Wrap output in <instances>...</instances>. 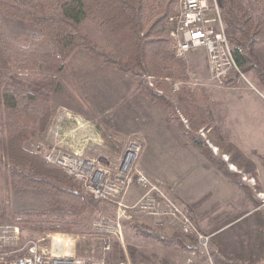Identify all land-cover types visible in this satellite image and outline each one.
<instances>
[{
    "label": "trees",
    "instance_id": "1",
    "mask_svg": "<svg viewBox=\"0 0 264 264\" xmlns=\"http://www.w3.org/2000/svg\"><path fill=\"white\" fill-rule=\"evenodd\" d=\"M179 1L0 0V74L20 81L43 73L51 77L42 86L45 93L0 78L4 157L0 163L7 187L4 200L0 184V220L39 231H77L88 210L97 208L98 200L80 181L26 144L50 127L55 111L49 93L58 83L57 74L78 48L134 78V88L160 102L167 121L178 123L186 142L196 145L208 159L220 167L226 163L196 133L198 128L211 129V142L230 154V160L241 169L243 162L249 163L242 149L221 134L208 87L189 83L192 77L187 60L176 53L172 31ZM258 2V10L248 0H219V7L241 72L254 70L264 80V0ZM238 78L240 73L235 71L225 82L234 83ZM173 81L181 84L174 89ZM183 118L188 119L186 123ZM245 166L249 173L256 170L253 162ZM126 223L141 235L187 251L196 246L193 238L178 230L164 233L156 221L151 225L135 216ZM112 248L114 258H125L119 241L114 240ZM128 249L134 250L132 246ZM249 261L264 262V240L251 249Z\"/></svg>",
    "mask_w": 264,
    "mask_h": 264
},
{
    "label": "rangeland",
    "instance_id": "2",
    "mask_svg": "<svg viewBox=\"0 0 264 264\" xmlns=\"http://www.w3.org/2000/svg\"><path fill=\"white\" fill-rule=\"evenodd\" d=\"M181 1H179L178 11ZM216 1L219 5V0ZM209 2L213 4L214 0H209ZM248 2L255 10L259 9L258 0H248ZM209 14L213 15L214 11L210 10ZM261 51L264 56V46H262ZM179 57L187 60L192 77L189 82L191 85H205L208 87L210 95L214 89H217L218 93L225 91L232 93L226 100L227 107H229L226 113L231 112V119L228 122L231 127L227 128L230 129L233 140L236 138V141L242 143L246 149L225 139L241 148L246 159L249 160V163L243 162L244 167L241 169L234 161L230 160V154L221 152L219 146L211 142L209 136L211 129H197L196 133L206 139L214 153L221 156L226 162L221 165L222 168L218 166L239 187L231 192L233 199L238 203L236 207L234 208V204L224 205L222 201L215 204L213 206L214 211L211 210L213 211V219L209 220L211 228L204 230L208 233H214L212 249L215 262L216 264H264L263 261H249L251 249L258 242L264 240L262 239L264 238V80L252 70L244 73V76L238 78L234 83L226 84L225 82L224 85H219L210 79L209 60L204 48L194 49ZM57 75L58 83L54 86V90L49 93L55 115L63 113V111L65 114H70V118L66 120L64 127H59V129L70 133L63 136L66 147L80 150L85 157L106 161L111 167H114L123 154L128 138L133 134L140 135L144 148L146 140L140 132L130 131L124 135V129L172 127L171 129L182 133L178 123L166 121L164 126L156 122L155 104H148L146 91L134 88L136 83L134 78L93 56L86 49L78 48L68 60L65 69ZM0 78L20 83L27 88L43 93L47 92V89H42V86L51 81V77L46 73L36 75L29 81H20L3 74H0ZM175 83L181 84L180 81H173V86ZM211 101L218 119L220 118L222 122L224 119L225 123L227 117H222V113L220 114L218 109V105H221L220 101L215 100L213 96ZM156 102L163 108L160 102ZM184 122L186 123V121ZM53 125L54 118L45 132L38 134L26 143L27 147L38 151V143L53 146L58 140V136H55L52 130ZM219 130L221 132L220 127ZM233 130L236 132L233 133ZM221 134L223 135L222 132ZM166 135L173 139H169L167 136L160 137L159 140L163 142L161 146H173L174 142L176 143V136L171 132H167ZM161 146L156 148L149 144L147 151L153 152L154 156L157 153L161 163L155 165V171L161 170L166 176L169 164L165 162L166 149ZM40 154L43 156L42 152ZM0 158L4 160L1 128ZM251 162L254 163L256 169L253 174L247 172L249 166H245L246 164L250 165ZM228 167L232 169V172H229ZM4 170L3 163H0V184L3 198L6 200L7 187ZM152 180L164 186L163 181ZM209 197H212L211 192L205 193L200 202L203 203L202 201H206ZM96 207L91 211L88 210L84 224L77 231H39L30 225H23L9 219L0 220V224L9 223L20 226V238L13 243L12 247L20 248L19 253L22 254L28 252L29 246L33 242H36L40 248L48 244L50 250L51 240L41 239L46 237L48 233H64L80 237L74 245L75 256L80 260L89 258L92 261L105 260L106 264H119L125 259L131 261L132 264H188L189 250L186 252L177 244H166L152 237L141 235L132 230L126 223L128 220L123 222L122 239L115 240L119 241L123 247L125 258H114L113 248L110 251L103 249L100 240L101 235L93 232V224L106 215L109 208L114 210L116 208L114 205L100 200L96 202ZM189 207L191 209L192 206L189 205ZM114 213L115 211L110 212V215ZM166 228L169 227L162 229L164 233L171 234L174 232L165 230ZM175 229L178 230L176 232H181L179 228ZM128 246H132L134 250L129 251ZM200 261L197 260V262Z\"/></svg>",
    "mask_w": 264,
    "mask_h": 264
},
{
    "label": "built area",
    "instance_id": "3",
    "mask_svg": "<svg viewBox=\"0 0 264 264\" xmlns=\"http://www.w3.org/2000/svg\"><path fill=\"white\" fill-rule=\"evenodd\" d=\"M210 10L214 11L213 15L209 14ZM175 24L172 35L178 56L204 48L209 60L210 79L219 85H224L226 78L235 71L240 73V77L244 76L234 58L216 0L213 4L209 0H182ZM178 84H174V89ZM66 115L70 116L69 113ZM183 120L187 122L185 118ZM52 130L59 139L53 146L38 143V151L48 162L62 167L80 181L95 199L116 208L113 215L106 214L93 224V232L101 235L105 251L112 249L114 240L122 239L123 222L141 215L155 218L163 227H177L185 237L196 241L195 248L188 251V264H216L212 249L213 234L200 229L189 205L160 187L140 167L143 143L139 134L128 138L119 162L111 167L106 161L85 157L80 150L66 147L63 136L69 132L61 131L58 126ZM134 185L140 186L143 193L133 203H128L125 198ZM20 234L19 225L0 224V261L7 264H106L105 260L77 259L74 245L80 237L72 234L48 233L41 240H51L50 250L48 244L40 248L33 242L27 253H19L20 248L12 245ZM119 264L132 263L125 259Z\"/></svg>",
    "mask_w": 264,
    "mask_h": 264
},
{
    "label": "crops",
    "instance_id": "4",
    "mask_svg": "<svg viewBox=\"0 0 264 264\" xmlns=\"http://www.w3.org/2000/svg\"><path fill=\"white\" fill-rule=\"evenodd\" d=\"M231 94L229 91L218 93L217 89H214L211 94V99L213 96L215 100H219L221 103V105H218V109L220 114L222 113V117H227L225 123L224 119L223 122L220 118L218 119L213 103L212 107L217 117L218 126L220 127L223 136L229 141L245 148L242 143H238L239 141H236V138L235 140H233L230 134V129L228 130L227 128L231 127L228 124L231 119V112H228V114L226 113L229 109V107H227L228 104H226V100L227 97ZM147 96L148 104H155L154 108L156 109V122L165 126L167 118L164 107L162 108L161 105L150 98L149 95ZM80 112L84 113L82 111ZM124 117L126 116L124 115ZM68 118L70 117H67L64 111L63 113L55 115L54 125L52 126V129L53 127L55 128L57 126L64 127V124ZM171 128L172 127H144L142 129H124L123 131H125L124 135H127L130 131H137L143 135L146 143L141 153L140 167L151 179H154L158 182L163 181L164 186H161L159 184L158 185L168 193H170L172 196H174L177 200L192 206L191 214L200 229H202L203 231L209 230L211 228L209 226V220L213 219V206L222 201L224 202V205L234 204L235 208L238 203L233 199V195L231 192L235 188L239 187L228 178L224 170H222L218 165L209 160L196 145L187 143L184 135H182L181 132L175 131V129ZM167 132H171L177 138L176 143L174 142L173 146H161L163 142L159 140V138L162 136L168 137V135H166ZM235 132L236 131L233 130V133ZM168 138L173 139L170 137ZM149 144L156 148H158V146L165 147V162L169 164V169H167L168 173L166 176L161 172V170L155 171V165L160 164L161 159H158L157 153L156 156H154L153 152L147 151ZM228 169L229 172H232V169L230 167H228ZM210 192L212 194V197H209V199H207L206 201H202L203 203H201V197L204 196L205 193ZM142 193L143 189L140 186L134 185L129 190L126 196V201L128 203H133L139 196H141ZM114 211V209L109 208V211H107L106 214ZM136 216L139 217V221L144 223H153L155 221V218L153 217L141 215ZM173 227L174 226H169V228H166L165 230H176L175 228L177 227ZM184 251L187 252V250Z\"/></svg>",
    "mask_w": 264,
    "mask_h": 264
},
{
    "label": "bare ground",
    "instance_id": "5",
    "mask_svg": "<svg viewBox=\"0 0 264 264\" xmlns=\"http://www.w3.org/2000/svg\"><path fill=\"white\" fill-rule=\"evenodd\" d=\"M235 166V165H234Z\"/></svg>",
    "mask_w": 264,
    "mask_h": 264
}]
</instances>
